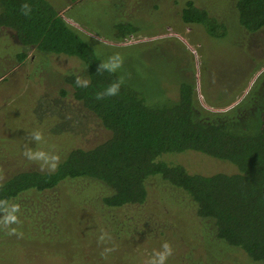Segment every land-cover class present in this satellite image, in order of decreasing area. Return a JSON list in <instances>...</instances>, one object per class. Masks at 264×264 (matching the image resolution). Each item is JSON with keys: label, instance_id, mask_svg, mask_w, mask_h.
<instances>
[{"label": "trees", "instance_id": "16d2710c", "mask_svg": "<svg viewBox=\"0 0 264 264\" xmlns=\"http://www.w3.org/2000/svg\"><path fill=\"white\" fill-rule=\"evenodd\" d=\"M24 3L31 7L28 16L21 12ZM235 6L239 24L246 31L264 29V0H236ZM0 7V25L11 30L16 42L36 48L41 55L46 52L51 61L56 62L58 54L67 56L58 63H69V72L61 80L64 84L59 85L58 95L52 98L65 99L64 103L95 122L88 135H75L73 129L68 135L70 143L56 147L54 168L20 171L0 184V236L14 233L32 241L40 239L43 229L37 225L36 211L19 209L31 201H25L23 195L31 191L51 193L63 186L80 206L86 207L89 202L86 209L92 215L79 219L86 226L81 238H111L112 231L122 229L126 233L121 232L119 237L129 236L141 246L159 251L157 247L164 239L179 243L177 237H162L174 230L166 218L155 212L162 220L157 225L155 215L144 214L148 209L143 205L159 189L162 202L184 210V218L197 216L210 221L216 238L264 262V105L256 131L244 126L240 116L230 113L231 109L204 111L196 104L195 86L189 81L181 84L176 100L162 96L151 100L147 95L150 92L143 94L124 81L117 95L97 100L96 92L119 75L97 71L101 59L57 4L52 0H0ZM181 17L186 24H201L211 37L228 35L227 25L193 0L186 2ZM115 27L118 39L137 29L128 22ZM27 56V52L21 53L19 61ZM77 60L91 80L88 88L75 84L74 63L82 66ZM262 87L254 102L264 96ZM75 137L78 141L71 143ZM208 160L228 161L236 169L212 168L205 173L188 170L198 168L200 162L209 167ZM12 205L17 206V220L6 225L3 220ZM161 208L165 210V206ZM50 216L52 224L61 230V216ZM134 223L142 226L129 234L127 230ZM68 234L58 231L57 236L67 240ZM6 247L0 245V263ZM132 261L137 262L135 257ZM150 261L140 259L138 264Z\"/></svg>", "mask_w": 264, "mask_h": 264}, {"label": "rangeland", "instance_id": "374dc122", "mask_svg": "<svg viewBox=\"0 0 264 264\" xmlns=\"http://www.w3.org/2000/svg\"><path fill=\"white\" fill-rule=\"evenodd\" d=\"M52 1L101 60L120 54L123 65L118 75L143 94L150 92L147 95L151 100L160 96L176 100L181 84L189 81L195 86L196 104L204 111L231 109L230 113L240 116L244 126L259 129L264 96L260 102L254 100L262 86L264 91L261 84L264 29L251 33L239 24L236 0H193L227 25L228 35L219 39L211 37L201 24L183 22L181 12L188 0ZM127 22L137 27L136 31L116 38L115 26ZM23 52L28 56L20 62L18 56ZM45 53L41 55L36 48L16 42L11 30L0 25V184L20 171L52 169L55 160L51 158L59 149L56 147L70 143L68 135L73 134V129L75 135L84 137L90 133L92 124L95 125L72 105L64 103L65 99L52 98L58 95L59 85L64 84L61 80L69 72V63H58L61 58L66 59L64 54L56 55L55 62L54 57L51 61ZM74 65L76 74L87 78L85 66ZM37 132L41 136L39 141L33 139ZM75 139L78 141L75 137L71 143ZM29 149L43 152L49 159H29L25 155ZM208 162L209 167L200 162L196 165L198 168L188 170L205 173L212 168L236 169L228 161ZM160 194L159 189L155 190L143 207L148 209L144 214L155 215L154 223L162 222L157 212L174 228L175 231L164 233L163 238L168 235L179 240L178 243L175 239H164L157 247L162 251L165 242L171 247L165 264H264L250 258L243 249L216 238L210 221L197 216L184 218V210L162 202ZM23 199L31 201L19 209L36 211L37 225L43 233L34 241L14 233L0 236V245L8 246L1 258L3 264H81L78 260L85 264H138L140 259L149 263L153 257L155 250L151 246H141L129 236L119 237L121 232L126 233L122 229L112 231L110 239L108 236L81 238L86 226L79 219L92 215L86 209L89 202L86 207L80 206L63 186L46 194L27 192ZM38 207L43 211H37ZM54 213L61 216V230L52 224L50 215ZM140 226L135 224L127 232L134 234ZM58 231L64 234L69 231V238L63 240L57 236ZM12 246L15 247L9 248ZM134 257L137 262L132 261Z\"/></svg>", "mask_w": 264, "mask_h": 264}, {"label": "clouds", "instance_id": "9594fccd", "mask_svg": "<svg viewBox=\"0 0 264 264\" xmlns=\"http://www.w3.org/2000/svg\"><path fill=\"white\" fill-rule=\"evenodd\" d=\"M21 12L23 15L28 16L31 14V7L28 3H24L21 6ZM123 65V58L119 53H114L110 56H108L106 59H103L99 62L97 71L98 72H108V73H117ZM123 83V76H119L117 79H115L113 82L109 83L106 87H103L101 90L97 91L95 94V97L97 100H101L105 97H111L115 96L120 92L121 85ZM75 84L79 88H88L91 84V80L86 77H82L77 75L75 78ZM33 139L36 141H39L41 139L40 133H35L33 135ZM25 155L29 159H45L46 161L49 159L45 153L43 152H33L32 150H28L25 152ZM53 161L55 160V157L51 158ZM53 168L55 167V164L53 163L51 165ZM17 211V206L12 205L10 211L8 214L4 217L3 222L5 224L15 222L17 220V217L14 215V213ZM162 251H155L153 254V257L150 261V264H165V260L167 257L171 254V247L170 245L165 242L162 245Z\"/></svg>", "mask_w": 264, "mask_h": 264}]
</instances>
